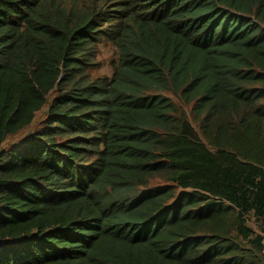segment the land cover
<instances>
[{"label":"trees","instance_id":"trees-1","mask_svg":"<svg viewBox=\"0 0 264 264\" xmlns=\"http://www.w3.org/2000/svg\"><path fill=\"white\" fill-rule=\"evenodd\" d=\"M53 91L0 149V264H264V0H0V145Z\"/></svg>","mask_w":264,"mask_h":264},{"label":"rangeland","instance_id":"rangeland-1","mask_svg":"<svg viewBox=\"0 0 264 264\" xmlns=\"http://www.w3.org/2000/svg\"><path fill=\"white\" fill-rule=\"evenodd\" d=\"M117 59V52L115 47L108 41L103 40L98 49V55L96 57V61L94 62V66L89 69V74L92 79H110L112 76L113 66L112 61ZM56 91H53L47 97L46 104L35 114L34 120L32 124L24 129H22L19 133L15 135H10L1 145L0 149H6L10 146H13L17 143H22L26 138L31 136L32 132L39 127L40 123L45 119L48 107L55 96ZM163 95L168 96L182 109L186 110L187 118L193 125L196 131H199V124L194 121L193 116L189 112L190 106H185L183 102L178 98L172 95L170 92L163 93ZM164 185L162 182H156L152 186L160 187Z\"/></svg>","mask_w":264,"mask_h":264}]
</instances>
